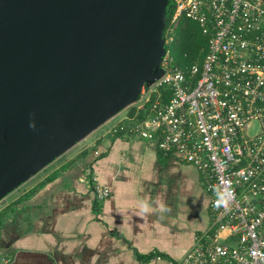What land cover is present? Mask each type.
Returning a JSON list of instances; mask_svg holds the SVG:
<instances>
[{
	"label": "water",
	"instance_id": "obj_1",
	"mask_svg": "<svg viewBox=\"0 0 264 264\" xmlns=\"http://www.w3.org/2000/svg\"><path fill=\"white\" fill-rule=\"evenodd\" d=\"M168 1L0 0V202L162 74Z\"/></svg>",
	"mask_w": 264,
	"mask_h": 264
},
{
	"label": "built area",
	"instance_id": "obj_2",
	"mask_svg": "<svg viewBox=\"0 0 264 264\" xmlns=\"http://www.w3.org/2000/svg\"><path fill=\"white\" fill-rule=\"evenodd\" d=\"M181 18L207 37L204 57L180 68L165 48L162 74L133 104L145 118L128 130L194 165L211 195L210 229L172 264H264V0H175L165 44ZM87 182L96 200L110 196ZM216 189L232 191L227 210L213 206Z\"/></svg>",
	"mask_w": 264,
	"mask_h": 264
},
{
	"label": "crops",
	"instance_id": "obj_3",
	"mask_svg": "<svg viewBox=\"0 0 264 264\" xmlns=\"http://www.w3.org/2000/svg\"><path fill=\"white\" fill-rule=\"evenodd\" d=\"M111 130L85 144L88 135L0 202L8 264H172L210 229L211 195L198 169L155 140ZM90 175L110 188L108 198L96 200ZM141 200L153 214H139ZM161 200L170 211L160 213Z\"/></svg>",
	"mask_w": 264,
	"mask_h": 264
},
{
	"label": "trees",
	"instance_id": "obj_4",
	"mask_svg": "<svg viewBox=\"0 0 264 264\" xmlns=\"http://www.w3.org/2000/svg\"><path fill=\"white\" fill-rule=\"evenodd\" d=\"M175 0H169L166 7V17H165V28L163 31V37L167 34V28L169 27L170 17L174 11ZM168 35V34H167ZM172 41L165 44V48L170 50V54L173 57V62L180 68H184L193 63H200L204 57L207 50V37L203 35L198 28L195 21L187 18H181L178 25L173 30ZM126 117L120 120L110 131L113 138L119 137L121 135L130 136L128 132L129 128L139 120L145 118L146 111L144 109L137 110L135 106L131 107L127 113ZM158 146V145H157ZM83 152V154H85ZM50 176L47 177L46 181H50ZM42 182L40 185H42ZM32 191L26 194L29 196ZM19 201V200H18ZM3 212H0V218ZM151 257L162 256L158 254H150ZM149 256V257H150Z\"/></svg>",
	"mask_w": 264,
	"mask_h": 264
},
{
	"label": "clouds",
	"instance_id": "obj_5",
	"mask_svg": "<svg viewBox=\"0 0 264 264\" xmlns=\"http://www.w3.org/2000/svg\"><path fill=\"white\" fill-rule=\"evenodd\" d=\"M29 127H35L34 124L30 123ZM217 199L214 201L213 206L217 209L220 208H224L225 210L228 209L229 207V200H228V196H231L233 193L231 190H227V194H225L224 192H222L219 189L214 190ZM153 204L150 201H146V200H141L139 201V206H138V212L141 216L143 217H147L148 215L153 214ZM159 211L160 213H166L168 211H170V209L168 208V206L163 202V200H161V203L159 205ZM264 255V254H262Z\"/></svg>",
	"mask_w": 264,
	"mask_h": 264
},
{
	"label": "rangeland",
	"instance_id": "obj_6",
	"mask_svg": "<svg viewBox=\"0 0 264 264\" xmlns=\"http://www.w3.org/2000/svg\"><path fill=\"white\" fill-rule=\"evenodd\" d=\"M135 103V102H134ZM133 103V104H134ZM133 104H131V105H129L128 107H126V108H124L122 111H120L118 114H116L115 116H113L112 118H110L108 121H106L105 123H103L100 127H98L94 132H92L91 134H89V136L85 139V140H83L84 141V143L86 144V143H88L89 141H91L95 136H98V135H101L102 133H105V132H107L108 130H111V128L114 126V124L124 115V114H126L127 113V111L131 108V107H133L134 105ZM257 131V124L256 123H254L253 124V126H251V129H249L248 130V134L249 135H253L255 132ZM48 168H50V164L46 167V168H44L43 170H41L40 172H38L35 176V178H39V177H41L43 174H44V170L45 169H48ZM34 179V178H33ZM22 186H24V184H22L19 188L21 189L22 188ZM19 188H17V189H15L14 191V193H13V191L11 192V193H9L8 194V199L10 198V197H12V196H14L15 195V193L17 192V190L19 189Z\"/></svg>",
	"mask_w": 264,
	"mask_h": 264
}]
</instances>
